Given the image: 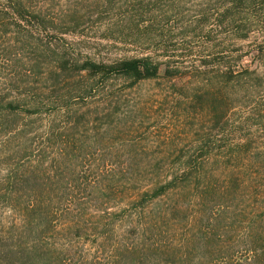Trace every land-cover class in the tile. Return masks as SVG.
Here are the masks:
<instances>
[{"label": "trees", "instance_id": "1", "mask_svg": "<svg viewBox=\"0 0 264 264\" xmlns=\"http://www.w3.org/2000/svg\"><path fill=\"white\" fill-rule=\"evenodd\" d=\"M251 18H264V0H0V63L15 70L0 65V264H154L163 245L146 240L185 207L197 160L179 158L185 168L169 177L156 171L165 158L114 153L137 150L124 141L123 90L184 75L170 53L211 21L244 39ZM203 36V62L223 60ZM106 45L138 54L105 58ZM231 65L226 81L252 75ZM211 106L221 121L222 99ZM191 189L202 206L205 188ZM208 231L186 247H207Z\"/></svg>", "mask_w": 264, "mask_h": 264}, {"label": "rangeland", "instance_id": "2", "mask_svg": "<svg viewBox=\"0 0 264 264\" xmlns=\"http://www.w3.org/2000/svg\"><path fill=\"white\" fill-rule=\"evenodd\" d=\"M245 25L251 33L243 39L211 21L200 38L170 53L171 64L186 66L184 75L168 78L162 71L156 79L123 90L120 113L128 116L131 127L127 128L132 130L125 133L124 141L134 142L137 150L114 153L165 158L156 171L169 177L185 168L179 158L197 160L193 172L199 177L193 175L188 184L182 200L186 208L146 240L163 245L160 251L152 250L154 264L163 258L182 264L179 248L195 253L188 264H264V18L256 22L251 18ZM208 31L219 44L214 52L223 50V60L208 61L214 58L209 57L208 63L203 62V54L212 52L202 40ZM101 49L105 58L138 54L136 49L127 51L117 45ZM229 64L235 72L248 69L252 75L242 84L226 81ZM7 70L15 72L12 67ZM214 96L222 99L226 109L221 121L212 116ZM198 185L205 188L202 206L197 205L198 191H194L198 195L191 191ZM201 228L210 230L208 236L199 234L207 247H186L193 231Z\"/></svg>", "mask_w": 264, "mask_h": 264}]
</instances>
